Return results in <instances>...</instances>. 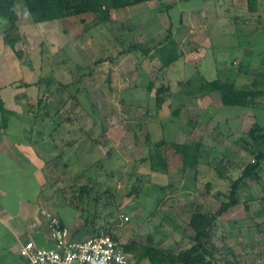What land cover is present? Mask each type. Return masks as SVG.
I'll return each mask as SVG.
<instances>
[{
  "label": "crops",
  "instance_id": "1",
  "mask_svg": "<svg viewBox=\"0 0 264 264\" xmlns=\"http://www.w3.org/2000/svg\"><path fill=\"white\" fill-rule=\"evenodd\" d=\"M163 1L170 4L168 11L161 10L163 5L160 0L112 8H106L103 0H90L94 9L92 12L36 21L26 0H15L19 12L20 38L14 45L6 42V30L10 23L4 12L0 11V264H25L26 258L25 261L20 260L24 257L19 248L26 240H34L38 245L53 244L46 212L59 215L75 238L72 228L77 225L75 219L79 211L69 204L70 172L76 171V177L78 173L81 174L86 163V152L100 150V143L94 137V129L81 131L80 119L77 118L76 126L70 130L72 121L61 114H54L53 108L58 104L62 106L65 98L63 92L69 87L68 84L63 86L62 81L68 83V77L73 79L79 72L84 75L86 67H90L84 65L87 59L89 64L93 62L95 66L100 61L107 63L108 76H113L110 78L114 80L113 85L119 81L118 76L121 78L122 74L135 70L136 66L151 79L148 84L139 86L136 82L135 91L142 90V93L129 96L141 100L148 133L151 136L156 133L154 137L157 141L153 149L157 159L151 161L150 167L161 180L156 184L160 192L159 200L164 201L172 196L174 213L180 212L176 215L187 228L182 227V232L178 233L180 246L189 245L194 234L186 221L192 213L197 210L213 212V198L222 203V197H226L227 192H214L227 185L218 181H228L227 178L236 180L238 173L243 171L244 165L240 161L230 162L222 156L225 151L216 146L227 147L230 137H240L259 123L253 110L264 106V103L252 107L226 105L220 91L199 90L203 80L217 78L234 81L239 88L264 87L257 83L258 76L247 83L250 71L245 66L232 69L233 77H222L220 72L215 77H197V72H200L214 46L211 35L214 26L212 21L208 22L209 16L214 14L218 18L222 14L212 0H206L210 5L205 9L187 6L197 0ZM228 1L236 11L225 16L227 24L230 32H238L240 24L237 22L245 18L241 17L238 9L248 8L250 11L248 0ZM214 5L217 9L213 8ZM123 38L144 43L149 50L143 52L142 57L136 56L137 51H132L121 53L113 59L114 52L123 47ZM170 41H175V52L180 57L165 66L158 50ZM231 47L236 49L235 44ZM105 48H108L109 54L97 59ZM242 50L245 51L242 54L253 59L264 53L262 47L251 45ZM223 59H217V65ZM69 63L74 69L68 68ZM187 69L191 71L187 72ZM90 71L93 72L92 69ZM253 74L263 76L264 70ZM171 77L177 81L171 82ZM163 84L170 87L171 95L158 104L154 90ZM126 85L130 84L119 83L120 88L125 89ZM129 87L134 90L133 86ZM233 120L241 125L231 127ZM130 128L133 132L134 127ZM108 133L116 142L126 132L121 125H115ZM163 140L167 143H163ZM173 142H199L201 156L186 161L183 153L174 150ZM150 147L147 154L153 152ZM219 152L224 158L220 160L221 171L211 158L212 153ZM232 154L239 158L244 155L238 148H233ZM147 158L152 160L150 156ZM209 169L217 171L218 176L215 177L214 171L208 174ZM248 181L247 178L240 184L238 203L223 213L214 227L215 234L219 235L222 231L223 241L236 253L241 251L238 243H235L237 238L247 234L243 229L254 228L251 235L253 238L259 236L253 239L251 247L259 245L261 233L264 234V194L247 195L250 190L247 189ZM166 187L175 191L174 194L166 196L163 189ZM69 208L73 211L69 212ZM237 216L243 224L237 222ZM250 217L253 219L250 220ZM226 218L236 222L234 229L240 232L239 236H229L232 230L221 228V221ZM238 258L242 264L241 256ZM249 258L247 256L246 260Z\"/></svg>",
  "mask_w": 264,
  "mask_h": 264
},
{
  "label": "rangeland",
  "instance_id": "2",
  "mask_svg": "<svg viewBox=\"0 0 264 264\" xmlns=\"http://www.w3.org/2000/svg\"><path fill=\"white\" fill-rule=\"evenodd\" d=\"M212 1L216 3L218 9L215 5L213 8L217 9L222 16L218 18L214 14L209 16L208 22L212 21L211 23L214 26L211 31L214 46L207 54L208 57L203 62L200 72H197V77L199 75L200 77H215L217 72L222 73V77H233L231 70L243 65L248 67L247 70L250 71V75L246 78L247 83H250L252 78L258 76L257 83L264 87V75L253 74L259 73L260 70H264V53L259 55L257 59L242 54L245 52L242 50L243 47L247 45L262 47L264 51V0H258L257 5L259 7L256 11H249L248 8L244 10L238 9L241 17H245L244 20L237 22L240 24L238 25V32H230L225 17L229 16L231 13H235L236 8H232L228 0ZM209 5L210 2L206 0L192 1L187 4V6L192 9H199L202 7L205 9ZM123 39V47H119L117 49L118 51H116V53L114 52L115 57H113V59L118 58L119 54H121L119 49H124L133 42L130 38ZM234 44L236 49L231 47ZM237 46L239 47L237 48ZM107 49L108 48H105L103 52H100L97 59L103 58L104 54H109ZM142 54L143 52L138 50L136 56L142 57ZM222 57H224L223 62L217 65L216 60L222 59ZM84 65L90 66L86 67L84 75H82V72H79L80 74L73 77L74 80L69 79V76L68 83L62 81L63 86H67L68 84L69 87L67 91L63 92L65 98L62 102V106L58 104L53 108L54 114H61L72 121V123L69 124V126H71L70 130L74 129L76 126L75 120L77 118L80 119L79 126H82L81 131L84 130L87 132L94 129V137L100 143V150L97 149L94 153L92 150L86 152V163L84 164V169L81 171V174L78 173L76 177V171L70 172L69 204L73 208L77 207L79 211L76 219L74 217L77 225L72 228L75 239L80 240L96 233L109 231L125 244L131 241H137L145 244H157L163 248L172 247L174 249H179L180 244L177 240L180 237L178 233L182 232L181 228H185V225H183L177 217L180 212L177 213L176 211L174 213L175 203L173 202L172 196H169L164 201L159 200L160 192L156 184L158 185L161 180L158 179L157 174L154 173L150 167L151 161H156L157 159L153 149V147H155L153 145H156L157 141V138L154 137L156 133H153L152 136L148 133L146 128L147 124L144 122L146 118L145 116L143 117L144 107L141 104V100L139 101L129 96V94L134 96L135 94L140 95L138 93H142V90L135 91L136 85L134 84L136 82L137 86H139L143 83L148 84L151 79L143 73L141 68L138 69L136 66L135 70L133 69L125 73L126 75L122 74L121 78L118 76L119 81L113 85L114 80H110L113 76H108L107 63L100 61V63L95 66L93 62L89 64L87 59ZM68 68L74 69L70 63ZM89 68L93 70L92 73L88 72L91 70ZM187 70V72L191 71L190 69ZM139 72L140 74H138ZM173 76L174 74L172 77ZM154 79L157 80V78ZM170 81L175 82L177 79L172 78ZM120 82L124 85L130 84L134 87V90H130V85H126L127 88L125 89L120 88ZM156 91L157 90H154V93H156ZM145 93H147V91ZM93 97L95 98V103L92 102ZM263 107L264 106L261 105L253 110L257 114V120L261 124H264ZM232 122L231 127L241 125L237 124L234 120ZM115 125H121L126 132L121 139L116 142L108 136V130ZM130 127H134V134L130 130ZM241 136L236 138L230 137V141L224 139L227 141L228 146L217 144L216 148H219L221 151L224 150L225 153L222 156L227 158L230 162L237 163L240 161L245 165L247 162H252L251 160L256 157L255 153L258 151V148L264 150V143H258L256 146L258 148L256 149L254 148L255 146L253 147V145L251 146L245 142ZM149 147L153 151L151 154H147V148ZM233 148H238V151H241L244 155L241 158L234 157L232 154ZM220 153L221 152H219V154L212 153L213 156L211 158L214 163L218 164V166H216L221 171L222 163H220V160L224 158H221ZM147 156L152 157V160L151 158H147ZM234 170L235 169L232 171V175L235 173ZM213 171L214 169H209L207 173L211 174ZM213 174H215V177L218 176L217 171H214ZM242 174L243 172L240 171L236 177L238 178ZM259 174L261 177L257 180L249 179V185L247 184L249 188L247 189L250 190L249 193L247 190V195L250 196L251 194L258 196L259 194H264V161L261 162ZM227 179L228 181L219 180V183L226 182L227 185H222L224 187L220 189L217 188L214 192L220 190V192L228 193L234 180L230 178ZM83 186H87L88 193H81L83 191ZM163 189L165 190L164 194H166V196L173 195L175 192L169 187ZM223 199L226 200V197H222L221 200L223 201ZM249 200H251V197ZM212 204V210L214 211L221 206V203L215 201V198H213ZM68 211L72 212L73 209L69 208ZM252 219L253 218L250 217V220ZM186 221L188 223V220ZM221 222L223 223L222 229L228 228V230H232L230 234L227 233L229 236H239L240 232L234 229L236 222L233 220L228 221V218L223 219ZM237 222L243 224L239 217ZM255 230H257V227H255ZM243 232L247 234L244 233L245 235L239 236V239L237 238V242H235L238 243V248L241 249L240 253H236L226 241H223L224 238L221 237L222 231L219 232V235H215L214 241L219 247H229L237 256H241L243 260L242 264H264V234L261 233V238L258 242L259 245L251 247L250 245L254 241L253 239L259 236L256 235L253 238L251 235V233H254V228L243 229ZM251 255H253V257H251ZM247 256L250 258L246 260ZM20 260L25 261V257L20 258ZM132 264L140 263L132 260ZM143 264L151 263L149 261H144ZM216 264H223V262L219 261Z\"/></svg>",
  "mask_w": 264,
  "mask_h": 264
},
{
  "label": "trees",
  "instance_id": "3",
  "mask_svg": "<svg viewBox=\"0 0 264 264\" xmlns=\"http://www.w3.org/2000/svg\"><path fill=\"white\" fill-rule=\"evenodd\" d=\"M148 0H103L106 8L123 7L127 5L138 4ZM162 11H168L170 4L160 0ZM0 11H3L9 20V27L6 30V42L14 45L20 38V29L18 27L19 12L15 4V0H0ZM32 16L36 21H45L54 18L68 17L78 14H84L94 11L90 0H26ZM251 11L258 9V0H248ZM175 41H170L162 46L158 52L161 57L162 64L170 65L180 57L175 52ZM141 50L147 52L146 44L141 42H133L121 53H129ZM243 66V65H242ZM201 92H210L218 90L221 93L224 104L226 105H242L252 107L258 103L264 102V89L239 88L236 83L231 80H222L217 78L214 80H203L201 82ZM171 89L168 85L159 86L156 91V99L160 104L165 97L169 96ZM242 139L254 148L258 143H264V125L255 123L248 132L244 133ZM240 139V138H239ZM167 143L166 141H162ZM256 143V144H255ZM176 152L183 153L184 159H198L201 156L199 142L195 143H171ZM255 153V161L247 162L244 165L243 174L234 180L231 184L230 191L226 194V200H223L221 206L214 212L204 213L195 211L188 219V225L194 230V234L190 238V244L181 246L179 249L172 247L163 248L157 244H145L142 242L131 241L124 243V248L133 256V260L137 263L149 261L151 264H241L238 256L229 247H219L215 239L214 227L217 219L231 207L236 205L238 199V189L245 179H258L260 176L261 162L264 161V150L257 149ZM87 186H83L81 193H88ZM82 194V196H83ZM109 231H105L108 233Z\"/></svg>",
  "mask_w": 264,
  "mask_h": 264
},
{
  "label": "built area",
  "instance_id": "4",
  "mask_svg": "<svg viewBox=\"0 0 264 264\" xmlns=\"http://www.w3.org/2000/svg\"><path fill=\"white\" fill-rule=\"evenodd\" d=\"M46 215L53 244L38 245L34 240L21 243L19 252L26 264H132L133 256L116 235L101 232L78 240L59 215Z\"/></svg>",
  "mask_w": 264,
  "mask_h": 264
}]
</instances>
